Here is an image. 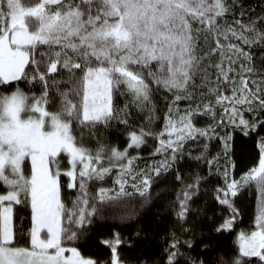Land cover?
I'll return each instance as SVG.
<instances>
[{
	"label": "snow or ice",
	"instance_id": "snow-or-ice-1",
	"mask_svg": "<svg viewBox=\"0 0 264 264\" xmlns=\"http://www.w3.org/2000/svg\"><path fill=\"white\" fill-rule=\"evenodd\" d=\"M0 264H264V0H0Z\"/></svg>",
	"mask_w": 264,
	"mask_h": 264
},
{
	"label": "trees",
	"instance_id": "trees-1",
	"mask_svg": "<svg viewBox=\"0 0 264 264\" xmlns=\"http://www.w3.org/2000/svg\"><path fill=\"white\" fill-rule=\"evenodd\" d=\"M150 145L151 141H149V148L145 149V153L150 151ZM240 154L242 157V162L246 161L248 158V146L243 145L240 148ZM148 157L145 155L144 159H147ZM143 163V160L141 161ZM110 183V181H109ZM256 198V191L251 188L248 192L245 193L244 197L241 199V201L238 202V206L241 208V215L239 217L241 223L237 225V231H239L242 228H247L253 221V206L255 203ZM236 233H233V236L225 237V241L227 243H233L234 237Z\"/></svg>",
	"mask_w": 264,
	"mask_h": 264
},
{
	"label": "rangeland",
	"instance_id": "rangeland-1",
	"mask_svg": "<svg viewBox=\"0 0 264 264\" xmlns=\"http://www.w3.org/2000/svg\"><path fill=\"white\" fill-rule=\"evenodd\" d=\"M22 2H27V0H22ZM255 191H256V189H255V186L253 185V187H252ZM256 196H257V192H256ZM116 211H119L118 209L116 210Z\"/></svg>",
	"mask_w": 264,
	"mask_h": 264
}]
</instances>
